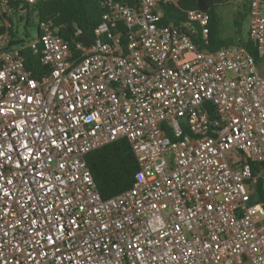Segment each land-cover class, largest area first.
I'll list each match as a JSON object with an SVG mask.
<instances>
[{"label":"built area","instance_id":"2783aa9c","mask_svg":"<svg viewBox=\"0 0 264 264\" xmlns=\"http://www.w3.org/2000/svg\"><path fill=\"white\" fill-rule=\"evenodd\" d=\"M37 1L0 0V264H264V77L246 46L205 49L203 10L163 23L181 0H103L88 42L42 19L9 45L3 15ZM263 3L249 5L260 57ZM122 138L134 183L103 198L86 157Z\"/></svg>","mask_w":264,"mask_h":264},{"label":"trees","instance_id":"16d2710c","mask_svg":"<svg viewBox=\"0 0 264 264\" xmlns=\"http://www.w3.org/2000/svg\"><path fill=\"white\" fill-rule=\"evenodd\" d=\"M124 1L133 4L137 0ZM12 6L13 11L11 13L13 14L26 11L27 19H30L31 15L36 17V28L42 19H52L56 32L66 39H70L76 28H79L81 33L77 39H82L85 42L92 39L93 28L100 21L104 11L103 0H38L31 5H20V3L16 2ZM162 9L164 14L162 22H171L173 24H179L180 21L184 20L188 10L198 9L206 11L209 15V32L208 44H202L204 48L213 51L221 46L234 44L233 41L220 38L217 34L219 16L215 10L213 0H181L177 6L163 5ZM2 29L3 26L0 27V30ZM9 34V45L17 46L25 43L23 38L15 37L14 31L10 27ZM193 39L199 42L198 37ZM238 43L245 45L256 61L261 58L257 55L249 36L246 40ZM21 53L24 56L26 67L35 76H39L44 72L45 68L39 62V53H35L30 47H24ZM86 159L96 186L103 198L120 193L134 183V175L138 169V163L131 145L126 139L122 138L97 148L90 152ZM261 167H264V164ZM259 168V165L252 164L253 171ZM253 187V201L264 202V178L259 177Z\"/></svg>","mask_w":264,"mask_h":264},{"label":"rangeland","instance_id":"374dc122","mask_svg":"<svg viewBox=\"0 0 264 264\" xmlns=\"http://www.w3.org/2000/svg\"><path fill=\"white\" fill-rule=\"evenodd\" d=\"M214 5L219 16L218 36L234 43L246 40L251 21L250 0H214ZM262 14L264 15V3ZM3 17L10 23V28L13 29L16 38H23L25 43L37 38L36 17L31 15L30 19H27L26 11L18 14H5ZM0 21H2L1 16ZM256 64L260 74L264 77V57L259 58Z\"/></svg>","mask_w":264,"mask_h":264},{"label":"snow or ice","instance_id":"6c2138e0","mask_svg":"<svg viewBox=\"0 0 264 264\" xmlns=\"http://www.w3.org/2000/svg\"><path fill=\"white\" fill-rule=\"evenodd\" d=\"M21 131H23V129H21ZM52 142L54 143V141H52ZM226 146H227V145H226ZM0 147H2V145H0ZM24 147L28 150L29 155H31V153H32V149L28 148V145H27V144H25ZM35 147H36V148H39V145H35ZM5 155H6L5 152L0 151V157H3V156H5ZM7 158H8V159H11V155H8ZM23 159H24V160H27V159H29V156H25ZM17 166H19V165H17ZM9 183H11V181H9ZM0 187H2V186H0ZM40 187H43V185H40ZM208 207H209V209H211L212 206H211V205H208ZM82 211H83V209H82ZM45 219H47V217H45ZM109 223H111V221H109ZM55 226H56L57 228H62V227H63L62 225L59 224L58 221H57V223H56ZM104 226L107 227L108 225L105 224ZM48 227H49V228H52L53 225H52V224H49ZM46 239H47V241H48L49 243H51V244H55V243L57 242L56 239H53V236H52V235H49ZM57 239H59V238H57ZM96 264H100V262L97 261Z\"/></svg>","mask_w":264,"mask_h":264},{"label":"crops","instance_id":"0c3cea01","mask_svg":"<svg viewBox=\"0 0 264 264\" xmlns=\"http://www.w3.org/2000/svg\"><path fill=\"white\" fill-rule=\"evenodd\" d=\"M227 1H230V0H227ZM213 2H214V0H213ZM216 10V9H215Z\"/></svg>","mask_w":264,"mask_h":264}]
</instances>
